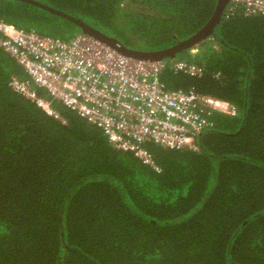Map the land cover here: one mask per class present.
Here are the masks:
<instances>
[{"label": "trees", "instance_id": "trees-1", "mask_svg": "<svg viewBox=\"0 0 264 264\" xmlns=\"http://www.w3.org/2000/svg\"><path fill=\"white\" fill-rule=\"evenodd\" d=\"M35 1L139 51L192 37L219 3ZM0 21L67 41L84 33L21 0H0ZM162 61L167 90L230 101L237 114L209 115L198 150L146 142L156 169L61 103L67 123L14 91L12 78L28 75L0 49V264H264V14L229 1L210 35Z\"/></svg>", "mask_w": 264, "mask_h": 264}, {"label": "built area", "instance_id": "built-area-1", "mask_svg": "<svg viewBox=\"0 0 264 264\" xmlns=\"http://www.w3.org/2000/svg\"><path fill=\"white\" fill-rule=\"evenodd\" d=\"M230 3L247 14H264V0ZM0 49L28 75L12 78L14 91L67 123L53 106L55 101L61 103L101 128L114 148L134 152L156 169L146 142L198 150L197 136L210 124L209 115L237 114L230 101L195 91L167 90L158 78L166 66L162 59L124 55L86 33L67 41L0 21ZM173 67L190 75L201 74L200 67L183 60ZM37 88L44 89L49 98L39 96Z\"/></svg>", "mask_w": 264, "mask_h": 264}, {"label": "water", "instance_id": "water-1", "mask_svg": "<svg viewBox=\"0 0 264 264\" xmlns=\"http://www.w3.org/2000/svg\"><path fill=\"white\" fill-rule=\"evenodd\" d=\"M21 1L34 4L36 6L47 9L53 13H56L62 17L69 19L70 21L79 25L82 28V31L84 33L91 35L97 39H100L101 41L105 42L106 44L116 48L117 50H119L124 55L130 56L133 58H137V59H143V60H161L165 57H175V55L178 52H180L184 49H187L191 46L196 45L203 38L210 35L212 33V31L214 30L215 26L217 25V23L219 22V20L221 19V16L224 12V9L230 0H219V3H218V6H217V9H216L214 16L209 21V23L204 28H202L198 33H196L195 35H193L192 37H190L188 39L179 41L174 46H171L169 48L162 49V50H157V51H139V50L130 49V48L126 47L125 45H123L121 42H119L118 39L107 35L106 33L102 32L101 30L85 23L84 21H82L80 19H77V18L72 17L70 15L64 14L62 11L51 8V7H49L43 3H40L38 1H35V0H21Z\"/></svg>", "mask_w": 264, "mask_h": 264}, {"label": "rangeland", "instance_id": "rangeland-1", "mask_svg": "<svg viewBox=\"0 0 264 264\" xmlns=\"http://www.w3.org/2000/svg\"><path fill=\"white\" fill-rule=\"evenodd\" d=\"M71 31V30H70ZM73 33V31L72 32H69L68 34L70 35V34H72Z\"/></svg>", "mask_w": 264, "mask_h": 264}]
</instances>
